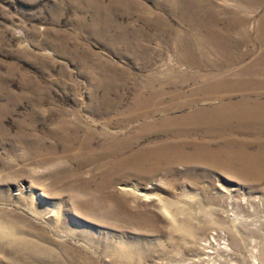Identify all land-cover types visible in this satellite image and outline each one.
Wrapping results in <instances>:
<instances>
[{"label":"rangeland","instance_id":"1","mask_svg":"<svg viewBox=\"0 0 264 264\" xmlns=\"http://www.w3.org/2000/svg\"><path fill=\"white\" fill-rule=\"evenodd\" d=\"M263 15L264 0H0V264H264L249 159L166 160L184 137L150 125L264 102ZM252 118L264 107L223 129L264 132Z\"/></svg>","mask_w":264,"mask_h":264},{"label":"bare ground","instance_id":"2","mask_svg":"<svg viewBox=\"0 0 264 264\" xmlns=\"http://www.w3.org/2000/svg\"><path fill=\"white\" fill-rule=\"evenodd\" d=\"M260 2L263 0H254ZM264 23V15H263ZM208 90V88H206ZM264 107V102L253 101L250 104L239 102L238 104H221L218 107L199 108L183 117L175 119H163L157 126L150 124L152 128H170L174 133L183 136L185 145L190 144L191 149H185L184 143L175 146V150L166 152L164 159L172 156L173 161H187V162H206L217 165V162L222 161V155H227L225 160V167H227L231 159L234 157L248 158L251 162V167L258 178L264 180V175L261 173V168H264V132H233L228 134L223 127L229 124L230 118H240L241 125L245 126L244 120L250 114H260ZM252 118L251 124H258L264 127V123L260 120ZM177 124L175 128L172 124ZM147 126V125H146ZM146 128L143 126L141 129ZM159 129V128H158ZM253 133L258 136H253ZM194 137H193V136ZM203 136L204 141H198V136ZM190 138L189 140H187ZM220 142L215 147V144ZM252 145L254 152L246 153L245 147ZM233 161V160H232ZM245 163V162H244ZM224 168V167H223ZM229 169V168H228Z\"/></svg>","mask_w":264,"mask_h":264}]
</instances>
